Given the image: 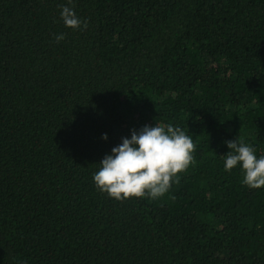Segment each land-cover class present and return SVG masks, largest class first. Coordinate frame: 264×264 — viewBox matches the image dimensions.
Wrapping results in <instances>:
<instances>
[{
    "label": "trees",
    "instance_id": "16d2710c",
    "mask_svg": "<svg viewBox=\"0 0 264 264\" xmlns=\"http://www.w3.org/2000/svg\"><path fill=\"white\" fill-rule=\"evenodd\" d=\"M156 123L195 162L156 200L100 192L98 163ZM237 137L264 155V0H0V264H264Z\"/></svg>",
    "mask_w": 264,
    "mask_h": 264
},
{
    "label": "clouds",
    "instance_id": "9594fccd",
    "mask_svg": "<svg viewBox=\"0 0 264 264\" xmlns=\"http://www.w3.org/2000/svg\"><path fill=\"white\" fill-rule=\"evenodd\" d=\"M72 0H68L71 4ZM61 20L73 30L87 28L75 14L74 8L60 5ZM65 38L61 33L56 42ZM107 140V134L102 135ZM229 151L222 155L225 170L240 165L243 183L252 189L264 186V155L259 158L254 147L242 138L225 141ZM194 142L179 126L169 123L145 125L139 131L131 130V136L122 137V142L113 147L98 163L93 174L97 189L110 198L123 201L128 198H151L156 200L170 189L177 174L184 172L195 162Z\"/></svg>",
    "mask_w": 264,
    "mask_h": 264
}]
</instances>
